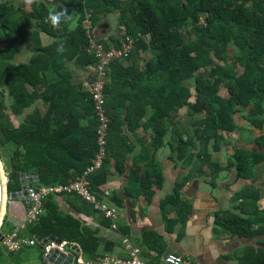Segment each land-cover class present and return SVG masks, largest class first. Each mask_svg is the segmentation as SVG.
<instances>
[{"label":"trees","instance_id":"obj_1","mask_svg":"<svg viewBox=\"0 0 264 264\" xmlns=\"http://www.w3.org/2000/svg\"><path fill=\"white\" fill-rule=\"evenodd\" d=\"M54 3V7H48L43 0H31L32 9L27 12L0 0L3 139L0 158L10 177L9 192L20 187L21 173L38 171L40 181L31 186L59 187L77 181L93 164L99 151L94 102L82 85L71 83L68 63L83 68L96 65L90 53L93 29L102 17L114 13L119 14V28L124 36L133 37L135 42L132 65L124 66L118 60L109 67L110 81L105 86L106 109L111 119L107 160L90 177L92 191L102 195L111 159L116 160L122 172L128 151L121 135L124 121L130 130L136 131L150 108L153 113L144 126L153 129V147L158 150L170 141L175 160L200 164V170L207 167L211 176H217L225 168L214 159V154L229 144L224 133L252 136L250 143L255 147L235 146L231 155L237 162V178L251 179L254 169L264 163V0H54ZM69 10L74 14H69ZM58 12L64 15L58 25H53L49 16ZM88 17L91 36L84 27ZM41 33L51 36L53 42L43 44ZM111 40L114 47H121L122 41ZM96 43L105 50L111 48L105 40ZM61 45L64 50L58 52ZM28 47L35 53L32 60L15 63L16 56ZM143 54L150 57L145 59ZM191 80L194 83L189 86ZM222 88L226 89V95H221ZM73 91L81 92V97L78 93L76 97ZM34 107L17 127L3 121L7 119L6 112L21 116ZM85 107L86 114L95 118L86 134L78 132ZM184 108L191 129L180 123V111ZM240 119L245 125L239 124ZM188 180L185 178L174 194L163 201L164 206L179 207L181 216L190 211V205L181 201V190ZM141 182L146 192L147 181ZM66 193L68 198L73 197L70 201L78 210L98 211L77 193ZM58 195L61 193H49L43 198V213L27 227L30 238L48 239L56 235L79 242L86 253H98L99 230L64 212ZM235 196L241 200L238 208L242 214H228L219 223L234 235L262 236L257 248L246 247L240 264H264L261 194L246 187ZM113 201L121 203L118 196H113ZM247 204L253 208L248 210ZM103 215L105 224L111 225V220ZM6 232L5 217L0 234Z\"/></svg>","mask_w":264,"mask_h":264},{"label":"crops","instance_id":"obj_2","mask_svg":"<svg viewBox=\"0 0 264 264\" xmlns=\"http://www.w3.org/2000/svg\"><path fill=\"white\" fill-rule=\"evenodd\" d=\"M43 1L48 7L55 5L54 0ZM4 2L13 4L17 8H23L27 12L32 9L31 0H4ZM68 13L74 14L73 10H69ZM116 15L117 17H115ZM111 17L116 18L114 28L111 24ZM93 35L95 42L96 40H105L111 48L114 47L111 38L123 41L126 36L119 28V14H108L102 17L100 23L93 29ZM41 39L45 45L53 42V38L46 33H41ZM34 55L32 48L28 47L16 56L14 62H30ZM142 57L147 59L150 55L143 54ZM122 63L124 66L132 65L131 56L129 59L123 60ZM68 67L72 74L71 83L82 85L83 91L89 93L84 87V82L91 76L93 66L83 68L70 62ZM109 81L110 78L107 83ZM73 92H76L74 93L76 97L77 93L79 98L81 97V92ZM81 102L84 106L83 99ZM34 109L35 107L25 110V112L29 111L27 112L29 114ZM85 110L86 107L82 111L83 122H80L78 126V132L84 134L87 133L91 121L94 122L93 119H95L93 116L87 115ZM152 113V109H148L147 118L136 131L130 130L128 123L124 121L121 135L124 137L125 147L127 146L128 151H126L125 162L121 165L122 172L118 170L114 158L108 162L110 175L108 182L101 187L102 195H99L102 198L107 196L106 199L118 208L116 219L118 228L113 226L112 219L107 216L111 220V225L105 224L103 211L96 208L99 212L80 211L70 201L73 197L68 198L66 192H61V195H58L61 209L64 212L78 216L87 225L99 230L101 247L98 253H86L79 242H77L79 246L73 247L74 253L77 258L82 257L86 264H101L107 257L127 258L131 249L125 243V239L128 237L133 246L142 250L143 257L150 264H164L161 256L166 252L190 258L195 264H240L242 253L246 247L257 248L258 241L260 242L262 236L251 238L234 235L230 231H226L219 220L231 213L242 214L238 208L241 205V200L236 198L235 194L246 187L258 190L261 194L260 216L263 215L264 163L254 169L251 179H238L237 162L231 157L235 146L248 149L255 147L250 143L252 136L245 134L240 137V134L236 132L224 133L227 141L230 138L229 144L220 153H215L214 159L225 168L217 176H211L207 167L200 170V164H187L186 161L175 160V152L170 146V141H167L158 150L153 147L152 142L155 136L153 129L144 126ZM189 121L187 109L184 108L180 111V123L186 127ZM239 124L245 125V121L240 119ZM189 128L191 129V127ZM184 138H187V135ZM168 140H170V136ZM152 156H154V160ZM185 178L189 180L181 190V201L190 205V211L181 216L179 207L175 204L164 206L163 201L174 194L177 185L183 183ZM141 181H147L145 185L148 184L149 187L146 188V192H143V182ZM29 187L35 186L30 185ZM106 191L110 194H106ZM148 192L150 193L148 194ZM113 196H118L121 203H115ZM29 204L21 199L8 198L6 200L4 211V218L7 219L6 234L21 228L26 220ZM247 205L248 210L253 208L250 204ZM22 235L30 237L27 229L22 232ZM71 249L72 247L68 249V253H71ZM2 254L9 255L8 259L12 264H50L43 259V247L40 244H29L19 251L11 252L0 242V256Z\"/></svg>","mask_w":264,"mask_h":264},{"label":"built area","instance_id":"obj_3","mask_svg":"<svg viewBox=\"0 0 264 264\" xmlns=\"http://www.w3.org/2000/svg\"><path fill=\"white\" fill-rule=\"evenodd\" d=\"M84 27L89 36H91V23L89 17L84 21ZM134 42L133 37L126 36L124 37L120 48L113 47L109 50H105L101 44H97L94 39H91L90 53L94 55L96 65L93 66L91 76L84 82V87L87 89L94 102V116L97 120V146L99 147V151L93 161V164L77 181H73L67 186L29 187L28 194L30 197V204L24 224L21 228L15 229L9 234H3L2 244L9 251H19L24 246L34 243L41 245V243L37 240V237L27 238L22 235V232L27 229L29 224H33L39 220L44 210L43 198L49 193H77L92 203L96 209L103 211L107 217L111 218L115 228L119 227L116 222L118 217V208L106 199L107 196L102 198L99 194L92 191L90 177L92 174L103 168L107 159V145L111 119L108 116L106 109L107 95L105 93V86L109 79V67L115 61L129 59L132 54ZM105 193L108 195L110 194L108 191ZM6 200H8V198H6ZM125 243L131 248L130 254L127 258L107 257L101 264H150L143 257L142 250L139 247L133 246L128 237H126ZM77 245L79 246L77 242H71L65 239L58 245L54 241H50L48 238V242L42 246V257L46 260L55 249L59 252H68V249L72 247V252L73 247H77ZM161 260L164 264H195L190 258L183 257L173 252L164 253L161 256ZM76 264L86 263L85 260L80 257L76 258Z\"/></svg>","mask_w":264,"mask_h":264},{"label":"water","instance_id":"obj_4","mask_svg":"<svg viewBox=\"0 0 264 264\" xmlns=\"http://www.w3.org/2000/svg\"><path fill=\"white\" fill-rule=\"evenodd\" d=\"M6 172L4 170L3 162L0 158V228L3 224L4 213L3 212V204H4V196L10 199H21L27 203H30V197L28 194L29 186L35 183H39L40 177L38 171H29L26 173H21L19 175L20 187L18 189H14L12 191H8V182L10 180L9 176L5 175ZM5 205V204H4ZM3 235L0 234V242H2ZM37 240L44 246L48 239H42L37 237ZM50 241H54L56 244H60L63 241V238H60L56 235H52L49 238ZM77 255L73 252H59L57 249L53 250L49 257L45 260L50 264H76Z\"/></svg>","mask_w":264,"mask_h":264},{"label":"rangeland","instance_id":"obj_5","mask_svg":"<svg viewBox=\"0 0 264 264\" xmlns=\"http://www.w3.org/2000/svg\"><path fill=\"white\" fill-rule=\"evenodd\" d=\"M116 14V13H115ZM117 17V15L115 16ZM115 17H111V24H112V27L114 28V24L116 22V18ZM235 55H238L237 53V50L235 49ZM194 83V80H191L188 82V85L191 86L193 85ZM221 95H226V89L225 88H222V91H221ZM29 112V111H27ZM27 112H25L23 115H21L20 117H16L14 115L11 114V112H6L7 114V119H4V123H6V125H9V126H18L19 125V122L26 116ZM230 138H228V141H229ZM2 135H1V132H0V141H2ZM7 176V174H5ZM7 197H5L6 199ZM5 204H6V201H5ZM5 211V210H4ZM9 255L7 254H2L0 256V264H12L10 262V260L8 259Z\"/></svg>","mask_w":264,"mask_h":264},{"label":"clouds","instance_id":"obj_6","mask_svg":"<svg viewBox=\"0 0 264 264\" xmlns=\"http://www.w3.org/2000/svg\"><path fill=\"white\" fill-rule=\"evenodd\" d=\"M63 15H64L63 12H58V13H56V14H50L49 19L51 20V23H52L53 25H58V23H59V21H60V19H61V17H62ZM63 50H64V49H63V45H61V46L58 47V49H57L58 52L63 51Z\"/></svg>","mask_w":264,"mask_h":264},{"label":"bare ground","instance_id":"obj_7","mask_svg":"<svg viewBox=\"0 0 264 264\" xmlns=\"http://www.w3.org/2000/svg\"><path fill=\"white\" fill-rule=\"evenodd\" d=\"M5 201H6V199H5V196H4V204H5ZM3 204V212L2 213H4V210H5V205Z\"/></svg>","mask_w":264,"mask_h":264}]
</instances>
